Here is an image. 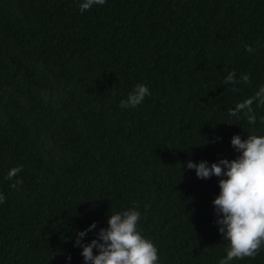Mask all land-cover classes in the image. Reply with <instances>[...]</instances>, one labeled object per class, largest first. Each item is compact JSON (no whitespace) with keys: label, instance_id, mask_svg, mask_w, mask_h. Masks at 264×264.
I'll return each instance as SVG.
<instances>
[{"label":"trees","instance_id":"16d2710c","mask_svg":"<svg viewBox=\"0 0 264 264\" xmlns=\"http://www.w3.org/2000/svg\"><path fill=\"white\" fill-rule=\"evenodd\" d=\"M82 2L0 0V264H85L77 232L129 209L158 264H219L220 178L182 166L264 135V106L255 125L228 115L264 86V0ZM137 84L150 95L121 108ZM231 264H264V246Z\"/></svg>","mask_w":264,"mask_h":264},{"label":"clouds","instance_id":"9594fccd","mask_svg":"<svg viewBox=\"0 0 264 264\" xmlns=\"http://www.w3.org/2000/svg\"><path fill=\"white\" fill-rule=\"evenodd\" d=\"M105 3L106 0H83L79 5L80 12ZM244 48L250 54L254 51L251 45H244ZM241 82L250 83V76L243 74L237 79L235 71H230L223 80L230 86ZM232 90L239 89L233 87ZM148 95L149 88L137 84L127 99L121 100L120 107L135 108ZM253 104L264 106V86L229 109L228 115L239 119L243 114L249 125H255L257 116ZM261 122H264V117H261ZM231 146L238 153L233 160L220 159L210 165L207 161L194 163L189 160L182 166L194 170L197 178L202 180L213 176L220 178V192L212 204L218 231L228 244L226 256L220 259L219 264H231L234 259L246 257L254 259L264 246V135L249 134L245 139L234 135ZM21 171L22 166L11 168L6 179L15 180ZM20 184L21 181L15 180L10 186L15 189ZM5 202L6 197L0 194V204ZM140 219L141 212L136 209L111 214L107 219L108 227L100 228L90 242L83 243V238L96 229V222L78 231L74 247L82 249L85 264H158L157 247L138 231ZM94 249L97 250L95 255Z\"/></svg>","mask_w":264,"mask_h":264}]
</instances>
